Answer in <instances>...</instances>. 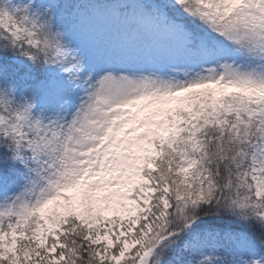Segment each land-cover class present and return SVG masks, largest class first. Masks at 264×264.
<instances>
[{"label":"snow or ice","instance_id":"obj_1","mask_svg":"<svg viewBox=\"0 0 264 264\" xmlns=\"http://www.w3.org/2000/svg\"><path fill=\"white\" fill-rule=\"evenodd\" d=\"M0 264H264V0H0Z\"/></svg>","mask_w":264,"mask_h":264}]
</instances>
